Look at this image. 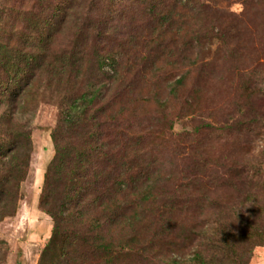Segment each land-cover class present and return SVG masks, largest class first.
Returning <instances> with one entry per match:
<instances>
[{
	"label": "rangeland",
	"instance_id": "obj_1",
	"mask_svg": "<svg viewBox=\"0 0 264 264\" xmlns=\"http://www.w3.org/2000/svg\"><path fill=\"white\" fill-rule=\"evenodd\" d=\"M137 1L65 2L61 16H54L47 24L52 28L43 32L44 24L36 22L44 20L39 17L42 7L39 0H0V45L6 48L24 45L32 53L49 56L42 70V82L32 88L35 95L28 98L31 103L28 111L23 115L18 113L19 121L31 134L33 150L27 177L19 185L16 210H10L8 215L0 218V264H53L55 260L60 261L56 264H92L94 257L89 243L68 245L66 251L74 260L63 255L58 258L59 253L55 252L42 254L53 223L39 208L38 201L43 175L54 156L51 134L62 125L57 80L74 72L80 80L90 77L95 84L101 85L96 105L102 102L113 75L114 63L105 60L102 73H98L95 71V58L97 55H108L118 64L127 61L125 48L120 47L132 39L137 30L142 33L146 28L141 26L142 4ZM188 1L202 20L200 31L203 35L199 37L200 44L204 45H196L190 57L204 59L206 70L203 76L208 72L211 73L210 78H201L203 70L196 67L187 101L180 105V109L171 110L166 116L148 115L132 119L128 124L111 125L108 130L99 133L94 142L107 151L112 144L117 146L118 139L126 136L132 141L138 140L146 154L145 160L156 163L154 170L165 174V180L159 185L162 193H157V208L146 211V226L142 228L147 229V240L156 247L164 242L172 244L167 251L164 248L162 257L184 262L200 251L212 260L211 264H264V243L236 246L240 260L236 263L230 261L225 252L217 250L216 246L220 245L215 238L218 227L244 232L250 223L259 231H264V211L261 217L257 214L252 217L247 213L254 193L258 194V202L264 205V129L243 130V123L249 119L248 111L264 112V0ZM210 21V28L213 25V29L207 33L203 25ZM148 22L153 29L154 21L148 19ZM230 24L235 29V43H241L236 47L244 45L242 42L248 45H244L242 62L237 64L228 60V54H222L223 44L215 38L216 33L226 35ZM98 31L102 37L98 38ZM25 37L27 40H24ZM186 57L183 54L180 60L187 62L190 57ZM204 62L210 64L206 66ZM216 63H220L217 69L213 67ZM181 72L174 71L173 74ZM167 75L162 74L158 80L165 83ZM142 76V79L137 77L135 80L137 87L140 80L142 83L152 82L148 73ZM242 77L249 78L250 86L259 92L247 102L250 106L247 110L240 106V100L238 105H234L236 83ZM196 91L200 93L198 97L194 96ZM86 126L88 128V124ZM84 128L83 123L77 125L75 132L74 129L63 128L62 143L66 147L87 151L88 140L81 138ZM194 130H198L201 136L190 135ZM201 148L212 154L214 161L220 164H212L213 160L209 163L203 156L199 159L194 152H199ZM218 154L237 159L238 167L246 164L241 184H237L235 175H228L230 167L226 161L218 160ZM94 156L90 161L95 159ZM77 160L71 158L63 167L64 173L74 168L73 162L80 164ZM89 162H86V156H82L81 164L89 165ZM200 164L204 166L202 170L198 168ZM136 169V165L132 166L130 173ZM60 178H57L61 192L57 190L58 201L65 184ZM124 180L129 182L127 178ZM183 185L185 190L178 194ZM246 195L248 199L244 201ZM201 199L205 201L202 203ZM240 201L244 203L240 204ZM72 230L86 229L72 225ZM106 239L111 243L110 237ZM148 248L136 246L117 254L112 248L110 259L115 260L114 264H166L163 259L151 256Z\"/></svg>",
	"mask_w": 264,
	"mask_h": 264
},
{
	"label": "trees",
	"instance_id": "obj_2",
	"mask_svg": "<svg viewBox=\"0 0 264 264\" xmlns=\"http://www.w3.org/2000/svg\"><path fill=\"white\" fill-rule=\"evenodd\" d=\"M39 2L43 7L42 9L40 6L39 17L44 20L36 22L44 24V32L46 28H52L47 24L54 16H61L65 2L72 3L74 0H39ZM137 2L142 4L141 26L146 28L142 33L137 30L132 39L125 41L120 47V49L125 48L127 61L118 64L108 55H97L95 58V71L98 73H102L105 60L114 63L113 75L109 79L108 89L102 102L96 105L101 85L95 84L90 77L80 80L76 75L77 72H74L57 80L56 93L61 107L62 125L57 132L51 134L54 156L43 175L38 201L39 208L51 218L53 223L42 254L55 252L59 253L58 258L63 255L74 260L75 258L66 251L67 247L83 242L90 245V253L94 257L92 264H114L115 260L110 259L112 248L117 254L127 252L128 249L131 250L136 246H148V253L163 259L166 264H211L212 260L200 251L184 262L162 257L164 248L167 251L172 244L164 242L162 246L156 247V244L147 240L149 232L147 229H142L146 226L144 214L146 215L147 210L157 208V193H162L159 185L165 180V174L154 170L156 163L145 160L146 154L141 150L143 146L140 141H132L126 136L124 139H118L117 146L112 144L113 146L111 145L107 151L96 146L94 142V138L108 130L111 125L128 124L132 119L148 115L166 116L167 112L180 109V105L187 101L188 89L196 76V67L203 70L201 78L209 79L211 76L208 72L203 76L206 70L203 65L204 59L190 57L191 51L201 42L199 36L203 35L200 31L202 20L199 18V12L190 1L138 0ZM46 9L47 13H44ZM148 19L154 21L153 29ZM211 22L203 25L207 33L208 30L213 29V25L210 28ZM228 29L226 35L216 33L215 38L221 40L223 44L222 54H228V60L237 64L242 62V51L247 44L242 42L244 45L236 47L241 43H235L233 25L230 24ZM97 34L98 38L102 37L100 31ZM24 40L27 38L25 37ZM202 46L204 45L200 44V47ZM183 54L190 57L187 62L184 61L185 59L180 60ZM47 59L49 56L46 54L42 56L32 53L25 49L24 45L19 47L17 44L13 48L0 45V218L8 215L7 212L10 210H16L19 185L25 180L29 171L33 144L30 132L18 119V113L23 115L28 111L31 104L28 98L35 95L32 88L42 82V70ZM204 63L206 66L210 64ZM213 67L219 68L220 63L213 64ZM174 71L183 72L175 75ZM145 73H148L152 82L142 83L140 80V83L137 82L139 88L135 80L137 77L142 79ZM162 74H168L170 81L165 77V83L160 82L158 79ZM153 78L156 80L153 81ZM241 79L236 83L237 99L234 105H238L240 100V106L247 110L250 107L247 102L253 100L259 92L250 86L249 78ZM195 94L194 96L198 97L200 93L196 91ZM21 96L23 99L20 101ZM248 116V121L243 123L245 126L243 130L264 129V112L248 111ZM80 123L85 125L81 138L88 140L87 151L66 147L61 141L63 128L74 129L75 132V128ZM190 135L201 136L198 130H194ZM194 154L199 159L203 156L209 163L213 160L212 164H220L214 161L212 154H208L202 148ZM82 156H86L87 163L91 156L95 159L90 161L89 165L81 164ZM225 156L218 154V160L226 161L230 167L228 175H235L237 184H241L240 178L244 176L246 164L238 167L237 159ZM73 157L78 158L80 164L73 162L74 168L64 173L63 167ZM124 160L130 162L126 163ZM135 165L137 169L134 173H130L131 167ZM202 167L204 166L200 164L199 170H202ZM78 171L80 173H77ZM58 177L65 181L63 192L59 194L60 201L57 199L58 193H61L57 186ZM124 178L129 179V182L126 183ZM183 190H185L184 185L179 188L178 194ZM199 192L204 198L202 191ZM247 199L248 195L244 201ZM201 201L203 203L205 200L201 199ZM244 201L239 203L243 204ZM247 208L250 216L257 214L261 217L264 205L258 202L257 193L252 194L251 205ZM72 225L85 227L86 230L73 231ZM217 230L218 234L215 238L220 245V247L216 246L217 250L225 252L229 260L236 263H240L236 246L264 243V231H259L250 223L244 232L234 229L232 231L228 227H218ZM106 237L112 239L111 243ZM56 262L60 261L55 260L53 264Z\"/></svg>",
	"mask_w": 264,
	"mask_h": 264
}]
</instances>
